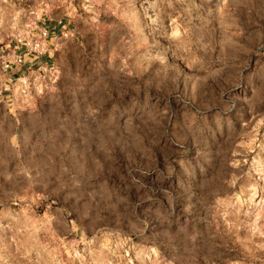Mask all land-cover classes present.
Instances as JSON below:
<instances>
[{
  "label": "rangeland",
  "instance_id": "obj_1",
  "mask_svg": "<svg viewBox=\"0 0 264 264\" xmlns=\"http://www.w3.org/2000/svg\"><path fill=\"white\" fill-rule=\"evenodd\" d=\"M0 264H264V0H0Z\"/></svg>",
  "mask_w": 264,
  "mask_h": 264
},
{
  "label": "built area",
  "instance_id": "obj_2",
  "mask_svg": "<svg viewBox=\"0 0 264 264\" xmlns=\"http://www.w3.org/2000/svg\"><path fill=\"white\" fill-rule=\"evenodd\" d=\"M44 34L46 35L47 34V31L44 32ZM24 60L23 57L21 55H15L14 57V61L13 62H17V63H23L24 64ZM5 66L8 67L9 66V63L6 62L5 63Z\"/></svg>",
  "mask_w": 264,
  "mask_h": 264
},
{
  "label": "crops",
  "instance_id": "obj_3",
  "mask_svg": "<svg viewBox=\"0 0 264 264\" xmlns=\"http://www.w3.org/2000/svg\"><path fill=\"white\" fill-rule=\"evenodd\" d=\"M46 59H47V58H46ZM38 61L42 62V61H43V59H40V60H38Z\"/></svg>",
  "mask_w": 264,
  "mask_h": 264
}]
</instances>
